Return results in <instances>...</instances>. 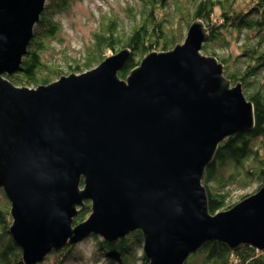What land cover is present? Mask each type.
Instances as JSON below:
<instances>
[{
	"label": "water",
	"instance_id": "1",
	"mask_svg": "<svg viewBox=\"0 0 264 264\" xmlns=\"http://www.w3.org/2000/svg\"><path fill=\"white\" fill-rule=\"evenodd\" d=\"M46 2L0 0V189L22 262L88 236L114 244L136 232L146 264H185L209 243L264 252V183L228 210H208L206 169L254 120L240 83L201 53L202 22L125 79L118 72L131 53L121 49L82 74L16 87L6 76L20 67ZM86 202L88 217L74 225Z\"/></svg>",
	"mask_w": 264,
	"mask_h": 264
},
{
	"label": "trees",
	"instance_id": "2",
	"mask_svg": "<svg viewBox=\"0 0 264 264\" xmlns=\"http://www.w3.org/2000/svg\"><path fill=\"white\" fill-rule=\"evenodd\" d=\"M77 1L47 0L20 67L6 79L16 87L36 88L62 76L82 74L119 50L128 49L131 55L118 72V77L125 79L150 52H167L180 43L184 29L199 20L208 35L201 53L215 57L223 65L224 77L232 85L240 83L252 105L254 120L250 132L226 139L218 146L213 164L205 171L202 186L209 213L214 215L234 206L228 204L230 193L224 191L227 186L237 183L245 189L255 184L252 194L257 192L264 183V0H139L136 7L125 12L132 21L128 31H124L121 19L103 16L100 30L84 56L64 72L44 63L41 56L47 52L48 43L59 39L61 29L56 15L68 13ZM232 47L234 55L230 53ZM89 213L90 203L86 202L78 209L73 224L86 220ZM10 224L9 203L0 189V264H24L19 247L9 236ZM90 237L95 243L91 258L95 264H146L138 232L114 244ZM76 246L51 252L37 264H82V254ZM189 260L186 264H264V252L252 248L230 252L222 245L209 243Z\"/></svg>",
	"mask_w": 264,
	"mask_h": 264
},
{
	"label": "rangeland",
	"instance_id": "3",
	"mask_svg": "<svg viewBox=\"0 0 264 264\" xmlns=\"http://www.w3.org/2000/svg\"><path fill=\"white\" fill-rule=\"evenodd\" d=\"M138 4H139V0H79L77 1L75 4L72 5L68 13L66 14L60 13L56 15V20L58 21V24L61 29L59 39L48 43V50L43 56H41V60L46 64H52L58 67L59 69L63 70L64 72H66V68L68 67V65H72L76 60L83 57L88 47L92 44L94 34L99 32L100 30V26L103 22V18H102L103 16L111 17V18L117 17L118 19H121V21H123L124 31H128L132 21L126 18L125 12L128 11L131 7H136ZM195 21H199V20H195ZM195 21H193L192 23H194ZM187 29H184L183 39L178 44L180 45L183 44ZM230 53H232V55L235 54L234 47L231 48ZM255 188H256L255 184L248 185L246 186L245 189L240 187V185L237 183H234L231 186H227L224 191L230 193L228 204L229 205L237 204L242 196L252 195ZM75 244H77L76 247L82 254L80 255L81 259H83L82 264H95L91 259L93 258V254L95 255L94 239L88 236L87 238L80 240ZM142 245H143V241H142ZM189 258L186 261V263L190 262ZM194 262L192 264H195ZM96 264H105V263L99 261V263Z\"/></svg>",
	"mask_w": 264,
	"mask_h": 264
},
{
	"label": "bare ground",
	"instance_id": "4",
	"mask_svg": "<svg viewBox=\"0 0 264 264\" xmlns=\"http://www.w3.org/2000/svg\"><path fill=\"white\" fill-rule=\"evenodd\" d=\"M194 254H195V253H194ZM194 254H193V255H194Z\"/></svg>",
	"mask_w": 264,
	"mask_h": 264
}]
</instances>
